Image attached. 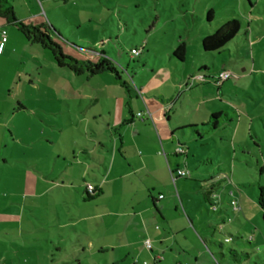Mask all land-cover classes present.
<instances>
[{
  "label": "rangeland",
  "instance_id": "rangeland-1",
  "mask_svg": "<svg viewBox=\"0 0 264 264\" xmlns=\"http://www.w3.org/2000/svg\"><path fill=\"white\" fill-rule=\"evenodd\" d=\"M8 2L11 4V0ZM92 2L70 0L72 5L67 10L55 13L56 27H61L62 36L52 38L66 56L77 61L94 63L103 54L115 64L122 80L132 87L134 84L143 87L150 81L163 84L173 73L182 81V73L190 71L191 65L187 62L177 69L166 66L169 47L176 48L179 43H185L188 48L187 61L196 60L195 63L199 64V39L208 32L213 33L226 21H240L238 34L219 55L200 54L206 58L208 68L221 66L225 62L227 72L232 74L226 80V86L233 88L222 95V103L216 104L227 111L233 125L223 114L221 126L216 131L204 133L203 139L196 140V143L180 142L179 145L185 151L189 149L194 157L189 153L186 158L176 160L182 167L186 166L191 176L197 177L177 179L176 184L170 186L171 194L164 193V203H168V221L174 220L179 229H187L182 233L184 236L192 233L197 240L198 236L202 237V249L215 264H226L220 253L233 261L228 250L234 245L236 248L233 250L241 251L237 242H241L247 253L252 255V264H264V210L256 203L259 187L264 189V172H260V167L264 165V0ZM210 10L212 18L208 21L207 13ZM43 19L47 23L48 19ZM9 28L22 38L14 27L6 26L7 30ZM132 49L141 50V55L131 57ZM30 50L34 53L27 55H36L40 65L28 62L26 65L14 64L9 69L7 63L0 61V65L2 63L4 66V72H0V85L3 76L7 75L6 82L15 80L10 90L5 92V96L10 94L7 99L13 110L19 109L18 100L27 108L14 115L11 126L0 125V264H105L98 254L92 253L96 248L82 251L79 241L83 236L81 238L71 226L76 224V220H72L78 214L74 201L76 194L81 198V183H74L77 188L73 187L65 195L56 193L54 203L42 197L37 200L40 203L35 208L30 199L31 194L39 190V185L32 179H38L39 183L46 182L41 174L49 173L52 169L45 161V154L51 148L54 147L56 155L58 145L63 151L78 153V146H88L97 156L101 153L99 143H108L109 138L108 134L103 136L102 132L92 127L82 130V127L79 129L78 125H72L73 129L65 127L63 132L59 129L65 122L62 111L69 109L75 121L80 107L76 80L82 78H75L66 69L57 67L47 51L37 46L30 47ZM159 64L163 68H159ZM49 65L55 69L52 71ZM18 72L21 76H17ZM53 72L56 76L52 75ZM209 72V75L214 74H211L213 71ZM64 74H67L69 81ZM103 76L111 78L107 74ZM20 81L25 83L22 85ZM201 81L194 82L192 76L187 80L192 89L186 91L195 106L198 105V98H203L199 89ZM211 81L215 89L219 87L215 79ZM85 88L87 93L90 88ZM50 92L53 93L52 97ZM110 92L113 97H118L119 110L122 97L126 98L122 104L126 109L128 97L123 95L125 91ZM147 95L145 92L142 95L145 100ZM1 99L0 110L11 115L10 105ZM130 102L134 105L135 99L131 98ZM101 108L94 106L86 113L90 117ZM177 108L176 114L186 117H180L177 124L198 118L194 114L188 116L179 103ZM171 116L173 119L178 117L175 114ZM107 118L91 120L90 123L95 127L100 124L104 128ZM197 121L200 128V120ZM19 137L27 145L21 144L17 140ZM23 154H35L37 162L35 166L24 167V171H20L15 160ZM86 180L89 181L85 183L86 187L97 186L90 176ZM207 190L213 195L210 202L206 198ZM232 201H236L237 210L231 205ZM222 216L225 222L221 231L218 218ZM162 223L159 219L155 225L160 227ZM75 227L79 228L80 224ZM203 228L209 235L207 238L201 233ZM238 229L241 236H237ZM177 237L182 242L181 237ZM230 238L231 243H224L225 239ZM189 259V255L180 257L182 264L187 260L189 263Z\"/></svg>",
  "mask_w": 264,
  "mask_h": 264
},
{
  "label": "crops",
  "instance_id": "crops-1",
  "mask_svg": "<svg viewBox=\"0 0 264 264\" xmlns=\"http://www.w3.org/2000/svg\"><path fill=\"white\" fill-rule=\"evenodd\" d=\"M77 1L91 3L93 0ZM11 5L16 18L21 22L37 25L45 23L43 22L44 17L48 19L46 24L54 27L62 36L61 27H56L57 21L55 20H57V17L55 13H58L59 10H67L72 4L70 0H11ZM6 26L12 27L0 18V42L1 32L7 30ZM30 47L32 46H28L16 32L9 28L6 31V42L0 53V61L4 64L7 63L9 69L14 64L16 66L26 65L28 62L39 64L36 55H27L29 52L34 53L30 50ZM169 48V52H171L173 48ZM197 52L199 64L195 63L196 60L187 61V47L182 62L169 56L166 66L171 69H177L178 66L185 65L187 62L191 65L190 71L182 73V81L174 73L170 74L171 77L166 79L163 84L150 81L143 87L138 84H134V87H132L129 82L123 80L129 91L122 88L107 73L104 74L110 75L112 79L103 76L104 74L95 77L74 76L68 71L73 77L82 78L76 80L80 107L75 121L71 117L69 109L62 111L65 122L63 123L64 126H60L59 129L63 132L65 127L73 129L72 125H78L79 129L82 127V130L92 127L102 132L103 136L108 134V143H99L101 153L97 156L93 154L94 151L90 150L88 146H78L80 149L78 153L77 151H63L58 145L56 155L53 152L54 147L51 148L45 154V161L48 163V167L52 169L49 173L41 174L46 182L39 183L38 179H32L39 185V188H37L39 190L31 194L30 199H32L35 208L38 207L36 204L40 203L37 200L42 197H46L54 203L56 193L65 195V193L70 192V189L73 190V187L77 188L74 183H81L83 185L81 198L76 194L77 198L74 201L75 206L78 208V214L72 219L76 220V224H80V227H75L76 224L71 226L74 227L81 238L83 236L79 241L83 248L82 251L85 252L87 248L92 250L96 248V251L92 253L98 254L105 264L110 262L111 264L128 262L131 264L139 262H143V264H171L172 261H174V264H182L180 257L186 258L188 255L190 257L189 263H187V260L185 264H215L202 249L200 244L202 237L198 236L199 239L197 240L191 232L190 235L184 236L182 233L187 232V229H179L174 220L168 221V203H164V193L171 194V184H176L177 179H179L175 177L172 180L171 175L177 169L188 170L186 166L182 167L180 162L176 160L179 157L186 158L191 153L189 149L185 151L179 145L180 142L196 143V140H202L204 133L209 130L207 125H209L214 114L218 116L216 130L221 126L223 114H225L226 119H229V123L233 125L227 111H223L219 104H216L218 102L222 103L224 100L222 95L233 87L226 86V81L220 83L216 89L211 84L213 83L211 80L220 72L227 71L226 63L222 62L221 66L212 65V69L208 68L205 63L206 58L201 57V55L204 56L202 54L204 52L198 49ZM2 63L0 72H4ZM49 66L52 71L55 69L53 66ZM202 67L206 69L201 70ZM159 68H163L161 64H159ZM209 71H213L211 74L214 73L215 75H209ZM54 74L53 72L52 75ZM6 76L1 77L0 97H2L3 103L8 102L12 114H5L0 110V125L8 127L12 125L11 120L14 115L26 111L27 108L18 100L19 109L13 110L10 100L7 99L10 94L5 96V92L10 90L15 80L6 82ZM17 76H21V73L18 72ZM64 76L69 81L67 74H64ZM185 76L187 77L186 80L183 79ZM190 76L194 78V82L199 81L195 79L196 76L204 78L201 81V86L198 84L203 98H198L197 106L192 104L186 91L188 88L192 89V87L190 88L191 84L187 82ZM237 76L240 75L237 74ZM20 82L22 85L25 83L24 81ZM86 86L90 88L87 93L85 91ZM162 88H165L163 92H161ZM121 89L125 92H121ZM110 90L114 93H123L128 97V102L125 104L127 110L122 106L126 98L122 97L123 101L120 103L119 110L118 97H113ZM144 92L148 94L146 100L142 96ZM51 93L52 97L53 93ZM131 98L135 99L134 105L130 102ZM178 103L186 110L188 116L194 114L198 118L177 124L181 117L176 114ZM212 103H215V105L212 106ZM67 106H69L68 103ZM94 106L102 108L98 112L94 111L89 117L86 112ZM146 111L149 112L150 117ZM137 113H142V119L136 117ZM172 114L178 117L173 119ZM105 116H108V118L104 120V128H101L100 124H98L99 127L91 125V120L96 121L99 118L103 119ZM185 118L181 117V119ZM197 120H200V128L197 126L199 123ZM189 127H193L201 135V139L194 138L192 132L188 129ZM221 130L225 131V129ZM17 140L21 144L27 145L24 143V139L19 137ZM178 149L182 150V153H177ZM81 156L82 158H80ZM191 156L194 157L193 153H191ZM36 159L35 154L33 156L23 154L15 160V164H19V170L24 171L22 169L24 167L35 166ZM94 161L99 162L100 165L95 164ZM87 176H90L96 182L97 186L93 185V187L95 191L99 192L89 201L86 199V184L89 182L86 180ZM188 176L189 178L197 177V175L191 176L190 171ZM76 191L78 192V189ZM168 200H170L169 197ZM224 216L226 215L224 214ZM224 216H222V219L225 220ZM220 218H218L219 221ZM159 219L163 223L162 226L157 227L155 223ZM83 223L86 225H81ZM201 231L205 238L209 236L204 228ZM240 231V229L237 230V236H241ZM177 236L181 237L182 242L179 241ZM145 240L150 241L151 249L144 247ZM237 243L241 251L248 252L241 242ZM248 244H251L250 241H248ZM247 254V258L236 263L252 264L253 257L249 253ZM158 256L161 258L158 259ZM223 259V263L226 264L234 262L227 257Z\"/></svg>",
  "mask_w": 264,
  "mask_h": 264
},
{
  "label": "trees",
  "instance_id": "trees-1",
  "mask_svg": "<svg viewBox=\"0 0 264 264\" xmlns=\"http://www.w3.org/2000/svg\"><path fill=\"white\" fill-rule=\"evenodd\" d=\"M0 18L4 20L8 25L14 27L22 36L24 41L30 46H37L38 48L47 51L53 60V62L57 65V67L61 69H66L74 76H86V77H95L104 73L110 74L114 80L126 91H129L127 84L122 80L121 73L116 68L115 64L101 54V57L94 63L91 62H82L77 61L69 56H66L58 43L54 42L53 36H59L60 33L52 26H49L46 23H41L37 25L33 24H25L18 20L14 14L12 5L8 2V0H0ZM212 18V10L207 13V20L210 21ZM240 30V21L237 19H231L223 23L220 27H218L213 33H207V35L199 40V44L201 50L207 54H220L224 47L230 43L238 34ZM186 54V46L185 43H179L176 48H173L171 52H169V56L174 58L175 60L182 62L185 58ZM213 57V56H212ZM205 67H202L201 70H205ZM200 70V71H201ZM218 116L216 114L212 115L211 121L207 127L208 131L216 130V121ZM228 123H229V119ZM206 127V126H203ZM194 138L201 139V135H199L193 127L188 128ZM184 153V152H183ZM260 172H264V165L260 167ZM211 190V188H210ZM207 190L206 198L207 200L212 199L213 195L211 191ZM99 192L93 191L92 193H88L86 190L87 200H92ZM233 202V201H232ZM231 202V203H232ZM236 203V201H235ZM237 205V203H236ZM257 205L260 209L264 210V189L259 187V193L257 196ZM220 230H223V225L225 220L220 218ZM232 240L225 239L224 243H231ZM238 245V243H237ZM219 247H222L219 244ZM234 245L229 248V255L232 256V260L234 262L240 261L248 257V254L243 251L233 250ZM222 258L226 257L223 253H220ZM229 258V257H227ZM230 259V258H229ZM231 260V259H230Z\"/></svg>",
  "mask_w": 264,
  "mask_h": 264
},
{
  "label": "built area",
  "instance_id": "built-area-1",
  "mask_svg": "<svg viewBox=\"0 0 264 264\" xmlns=\"http://www.w3.org/2000/svg\"><path fill=\"white\" fill-rule=\"evenodd\" d=\"M6 42V32L5 31H2L1 32V42H0V53L2 52V48H3V45L4 43ZM141 50L139 49H132L130 51V54H131V57H139L141 55ZM232 76V74L230 72H227V71H222L220 72L214 79L217 81L218 84L226 81L227 79H229L230 77ZM195 79L197 80H204V78L202 76H196ZM147 112V115L150 117V114L148 111ZM136 117L139 118V119H142V113H137L136 114ZM177 153H182V150L178 149L177 150ZM189 175V172L187 170H184V169H177L172 175H171V178L172 180L175 179V177L177 178H187ZM94 191V188H92L91 186H88L87 187V192L88 193H92ZM231 205L234 207V209L237 210V205L235 202H232ZM144 247L146 249H151V243L149 240H145L144 241ZM161 257L158 256V259H160Z\"/></svg>",
  "mask_w": 264,
  "mask_h": 264
}]
</instances>
